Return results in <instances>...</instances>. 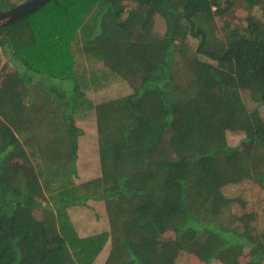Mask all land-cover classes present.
I'll return each instance as SVG.
<instances>
[{"label": "trees", "instance_id": "1", "mask_svg": "<svg viewBox=\"0 0 264 264\" xmlns=\"http://www.w3.org/2000/svg\"><path fill=\"white\" fill-rule=\"evenodd\" d=\"M1 56L0 264H264L263 218L225 193L264 190V0H49ZM95 204L106 228L78 229Z\"/></svg>", "mask_w": 264, "mask_h": 264}, {"label": "rangeland", "instance_id": "2", "mask_svg": "<svg viewBox=\"0 0 264 264\" xmlns=\"http://www.w3.org/2000/svg\"><path fill=\"white\" fill-rule=\"evenodd\" d=\"M25 1L26 0H11V3L18 5V4L23 3ZM3 10H6V9H3ZM158 31H163V25L161 23L158 24ZM189 41H192V43L193 42L195 43L194 39H192V38H190ZM6 61H7V59L4 56L0 57V68ZM109 86H111V85H109ZM124 86L125 85L120 81L114 87H115V90H118L120 88L123 92H125V90H127V89H125ZM106 89L103 90L104 96L102 98H105V96H110V95H113L114 93H117V91H115V90H114L115 92H113V90L110 91V90H106ZM99 97H100V95H99ZM95 99H96L95 94H92L91 95V101L94 102ZM261 111H262V113H264V105L261 106ZM89 137L91 138L90 134H88V136H85L83 138V140L86 142H89V141H91ZM242 137H243V134L240 132L229 131L227 133L228 141L232 145H238L241 142ZM79 153L82 156V158L84 156L86 157V160L84 159V163L88 162L86 165H84L83 163L80 164V171H82L81 173L84 174V177L87 176L85 174H88L90 172V170L85 172V173L83 172V171H86V167L92 169V171L89 175L96 174V170H95L96 165L93 164V162L95 160L96 152L95 151L80 150ZM17 164H18L19 168H21V169L26 168V170H28L30 173H32L30 171V167H27L26 165H24L23 162L18 161ZM225 193L227 195H230V196H241V197H243L247 203V210L259 212L261 217L264 220V209H263L264 208V190H262V188L253 186L249 181H247L246 183L228 186L225 189ZM94 209L99 210V212H97V216L103 222H98V221L95 222V224L97 226H93L90 223L88 224V222H90L89 217H91V219H93L96 216V211L88 210L86 208L84 209L85 211L81 210L82 212L75 210V214H74V218H73L74 221L77 219L82 221V222H79V226H78L79 228L78 229H80L82 231H84V230L85 231H89V230L99 231V230H102L103 228H106L108 219H107L106 214L104 213L103 207L99 204L98 205L95 204ZM90 212H95V214L90 216V214H91ZM35 215L38 218L42 219L43 217H46V212L43 210L37 209V210H35ZM87 219H88V221H87ZM256 224L258 226L257 227L258 229L262 228V225L258 221ZM88 225H89V227H88ZM171 234L172 233H170V234L168 233L162 237V243L165 246L164 248H165L166 253L172 252L174 250L173 246H172V248H171V245H170V248L168 247L169 242L174 237V235L173 234L171 235ZM102 262H103V259L99 260L97 262V264H102ZM179 263L180 264H190L186 261V257H184V254H182L180 256ZM213 264H220V263L215 262Z\"/></svg>", "mask_w": 264, "mask_h": 264}, {"label": "water", "instance_id": "3", "mask_svg": "<svg viewBox=\"0 0 264 264\" xmlns=\"http://www.w3.org/2000/svg\"><path fill=\"white\" fill-rule=\"evenodd\" d=\"M49 0H27L6 10H0V25L14 23L26 17Z\"/></svg>", "mask_w": 264, "mask_h": 264}]
</instances>
